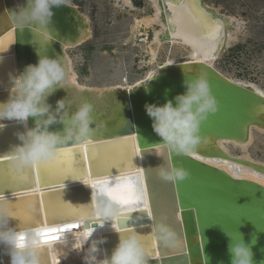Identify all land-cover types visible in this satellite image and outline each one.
I'll return each mask as SVG.
<instances>
[{"label":"water","instance_id":"1","mask_svg":"<svg viewBox=\"0 0 264 264\" xmlns=\"http://www.w3.org/2000/svg\"><path fill=\"white\" fill-rule=\"evenodd\" d=\"M19 1V7L25 4V0ZM168 1L165 0V4ZM19 7L15 6L14 0H0V40L12 30L15 37L13 49H0V62H8L10 73L15 75L13 54L19 72L28 64L38 63L40 56L62 57L66 76L62 84H58L47 97V102L53 105L55 96L57 101L64 99L66 111L71 115L82 101L88 100L94 104L93 116L102 127L93 133L90 142L66 144L60 149L75 151L77 159H82L78 148L88 149L90 158L85 157L84 163L92 175L58 174L55 169L45 175L42 165L41 181L39 169L33 168V180L26 184H10L8 170L12 147L21 143L16 134L25 132L26 126L15 120H0V196L12 203L28 202V207L37 212L35 222L26 223L16 217L11 224L24 229L42 226L43 221L47 224L61 223L85 217L86 225L92 224V228H98L100 218L92 212V193L98 190L97 185L102 184L107 189L114 187L118 181L138 180L148 193V208L145 209L143 204L125 207L122 216L130 219L116 220L117 229L102 234L101 237L107 241L102 247L109 256L119 242L120 233L116 231L133 228L144 236L152 235L161 217L168 215L169 219L165 222L179 234V244L166 247L155 239V252L158 255L149 256L150 264H231L229 236L238 237L239 233L249 244L256 238L252 246L254 264L264 261V164L230 155L217 148L214 142L219 138L246 140L252 125L264 128V95L234 81L208 62L183 61L176 65H164L149 81L127 92L109 94L104 105L92 99L88 89H83L82 93L74 89L78 95L84 96L81 97L82 101L80 96L71 101L65 89L70 73L65 46H77L86 41L90 23L76 4L62 0V5L53 7L54 15L47 28L42 29L38 23H33L20 30L14 19V10ZM165 10L168 13L166 5ZM210 13L215 15L212 11ZM202 71L209 76L212 92L218 101V111L210 114L202 123L203 139L192 152L193 155L169 153L160 145L162 138L154 132L145 104H164L173 99L185 91L183 81L186 78H194ZM10 87L9 77L0 82V102L8 99ZM34 120L29 117V128L35 126ZM63 127V123H56L49 130L62 131ZM134 143L137 151L132 157V166L118 165L107 171L98 168L96 153H100L105 165H111L118 162L119 154L124 149H132ZM203 158L230 161L253 169L259 175L249 172L234 176ZM167 160L186 168L189 176L177 183L163 180L156 168L166 164ZM138 166H141L140 170ZM11 171L14 172L13 169ZM88 177L91 178L90 183L67 185L76 179L86 180ZM150 209L154 211L148 217L145 212ZM175 211H178L177 220ZM45 254L47 245L43 249V257ZM0 256L3 264H10L9 255L2 252ZM43 261L44 264H52L45 257Z\"/></svg>","mask_w":264,"mask_h":264},{"label":"clouds","instance_id":"2","mask_svg":"<svg viewBox=\"0 0 264 264\" xmlns=\"http://www.w3.org/2000/svg\"><path fill=\"white\" fill-rule=\"evenodd\" d=\"M60 5L62 0H25L24 5L14 10L15 22L20 30L33 23H38L42 29L47 28L54 15L53 7ZM65 76L62 57L47 55L40 56L36 64L26 65L18 74H9L11 87L8 99L0 102V120H15L26 126L25 132L16 134L21 143L14 145L11 151L9 164L15 172L22 173L28 168L54 161L62 146L90 142L93 133L102 127L93 116L94 104L88 100L82 101L71 115L66 111L64 99L56 102L54 110L47 102V97L58 84H62ZM183 86V93L164 104H145L152 128L162 138L160 145L175 155H189L197 149L203 139L202 123L218 111V101L207 72L186 78ZM29 117L35 118L34 127H27ZM56 123H63L62 131L49 130ZM93 124L95 127H92ZM156 169L159 177L173 183L184 180L190 174L186 168L176 166L170 160ZM92 212L106 222L119 220L123 213L121 205L107 195L105 188L92 193ZM13 218L16 215L11 201L0 196V250L10 256V264H44V230L39 227L18 230L11 224ZM165 221L166 218L161 219L155 225L152 235L166 247L177 246L179 234ZM116 232L120 233L119 242L110 256L101 247L107 242L106 238L93 239L86 232L80 236L73 235L71 239L65 237L61 243L66 246L74 244L73 250L83 251L84 264H150L143 234L133 228ZM229 238L231 264H254L252 246L256 238L251 244L244 241L242 233ZM85 242L87 247L82 248ZM0 264H3L2 260Z\"/></svg>","mask_w":264,"mask_h":264},{"label":"bare ground","instance_id":"3","mask_svg":"<svg viewBox=\"0 0 264 264\" xmlns=\"http://www.w3.org/2000/svg\"><path fill=\"white\" fill-rule=\"evenodd\" d=\"M117 1L119 5L121 4L122 7L135 11L142 9L144 4V0ZM149 1L152 5V12L143 13L142 11V14L140 16L135 17L132 29L133 40L144 41L145 44L144 51L146 52V54L142 62L145 66H148L149 68L144 73V75L134 80H130L128 76L122 75L120 81L115 82L113 84L104 85L102 87L83 84L77 79V73L73 66V58L69 54V48L73 46L66 45L65 52L68 60L70 73L68 74L67 82L65 83V89L66 96H69V99L71 101L78 99L79 96L80 101H82L81 97H83L84 95H78L76 93V90L82 93L81 91L83 89H88L91 91V93H89L90 97L95 101L100 102L101 105H104L109 94L127 92L128 89L136 87L142 82L149 81V79H151L153 75L157 73L164 65H176V63L183 61H205L215 66V61L230 46L231 42L235 38L237 30L242 26L241 21L236 16L222 13L218 7L208 3L206 0H169L166 4L165 0ZM14 4L16 7H19L20 1L14 0ZM165 5L169 9L168 13H166ZM181 5H184L185 7L181 8ZM189 5H195V7H189ZM210 11H212L215 15L213 16ZM201 14H203V16ZM85 16L87 21L90 23L89 17L86 14ZM178 17L181 20L180 23L177 22ZM204 18H207L211 21L209 29H203L201 27L200 22ZM217 26L219 29L218 31H216ZM91 34L92 30L90 25L88 27V38L91 36ZM185 37H188L189 39H196L197 42L201 45V47L198 48L195 44L186 42ZM14 40V31L12 30L0 40L3 42L2 48L13 49ZM164 43H170L173 45L179 44L183 45L184 47H189L187 52L188 56L186 57V60L176 61L170 57L164 62L163 65H158L156 67L152 66L157 60L159 48ZM11 52L14 53V50H11ZM205 52L209 53V55L205 56ZM11 58L14 64V71L16 75L19 73V70L15 61V55L13 54ZM10 70L11 68L8 62H0V82H4L5 79L9 77ZM230 78L264 95V90H262L259 85L254 81L237 79L233 77ZM256 130L264 132V128L258 125H252L250 128L249 137L246 140L219 138L214 142L216 143L217 148L223 149L230 155L239 156L241 158H246L251 161L264 164V160H260V158L257 159L258 157L255 158L251 154L252 152H249L248 150V147L257 139L255 136L258 134H255V132H257ZM233 147L240 148L241 151H243V154H234L233 149L235 148ZM203 159L204 161L207 160V162L212 165H217L220 168L229 171L234 176L248 174L249 172L256 176L259 175L253 169L238 166L230 161H224L216 158ZM138 169L140 170L141 166H138ZM86 181L90 183L91 178L88 177V179L86 180L76 179L74 182L67 183V185H70L72 183L80 184ZM36 191L39 192V189H37ZM30 192H32V190H30ZM69 224L75 225L76 227L66 228V225ZM98 225V228H92V224H85V217H76L74 219H68L66 221H63L61 223L56 222L47 224L43 221L42 226L37 225L33 228L39 227L43 230L51 228L61 229L56 233H49L48 236L43 237V239L48 240V243L46 244L47 254H45L44 257L47 258V260H50L52 264H84V252L73 250L75 247L74 244L66 246L62 244L61 241L64 240L65 237L71 239L73 235L80 236L82 233L85 232L88 233V235L93 239H97L101 238L103 233L117 229L115 221L106 222L100 219ZM56 237H58V239ZM81 247L86 248V242L82 244ZM2 252L3 251L0 250V255ZM155 255H158L157 251L155 252Z\"/></svg>","mask_w":264,"mask_h":264},{"label":"rangeland","instance_id":"4","mask_svg":"<svg viewBox=\"0 0 264 264\" xmlns=\"http://www.w3.org/2000/svg\"><path fill=\"white\" fill-rule=\"evenodd\" d=\"M67 1L76 4L89 17L92 30L86 41L69 48L79 82L102 87L120 81L122 75L130 80L144 75L149 68L142 62L145 44L133 40L132 29L135 17L142 11L152 12L149 0H144L143 8L138 11L122 7L117 0ZM206 1L222 13L236 16L242 23L230 46L215 61V66L230 77L254 81L264 90V0ZM188 48L164 43L152 66L163 65L170 57L176 61L186 60ZM56 102L55 96L53 108ZM256 131L257 139L248 150L255 158L264 160V132ZM233 148L234 154H243L240 148Z\"/></svg>","mask_w":264,"mask_h":264},{"label":"snow or ice","instance_id":"5","mask_svg":"<svg viewBox=\"0 0 264 264\" xmlns=\"http://www.w3.org/2000/svg\"><path fill=\"white\" fill-rule=\"evenodd\" d=\"M184 5H181V8H184ZM189 7H195V5H189ZM203 16V14H201ZM178 23L181 22V20L178 17L177 20ZM201 27L203 29H209L211 25V21L208 20L207 18H204L200 22ZM218 26L216 28V31H218ZM186 42H190L195 44L198 48L201 47V45L197 42L196 39H189L188 37H185ZM3 42L0 41V48H2ZM214 51V49H213ZM205 56H208L209 53L205 52ZM78 150L81 151L82 153V159L79 158L77 159L76 152L71 150V149H63L59 151L58 157L50 162V163H42L36 167L30 168V171L27 169L22 173H17L11 171V166L10 169L8 170V177H9V183L10 184H26L30 180H33V173L32 169L33 168H38L39 169V178L41 181V166L43 165V171L45 175H48L53 169L57 170L58 174H73L74 176H86V175H92V172L86 167L84 163L85 157L90 158V153L89 150H85L84 148H78ZM137 151V146L134 143V146L132 149H124L120 154L118 158L117 163H113L111 165H105L103 162L100 153H96V159L98 161V168L103 169L104 171H107L110 169V167H117L118 165H125V166H132V157L136 154ZM189 155H193L190 153ZM196 159H200V157H196ZM97 188H105L104 185L98 184ZM107 195L115 200L117 203L121 205L122 212L125 207L129 206H138L140 204H143L144 208H148V193L145 190V188L139 184L138 180L133 181V180H127L123 182H116L115 186H109L106 189ZM11 207L14 209V213L16 217H18L20 220H23L26 223H32L37 220V212H34L32 209L28 207V202L25 201H16L15 203L11 202ZM153 209H150L146 211L147 216L150 217L153 215ZM177 212L175 211L174 215L177 220ZM169 219L168 215H164L161 217V219ZM120 220L123 219L125 221L129 220L130 217L128 216H121L119 218ZM76 227L75 225L69 224L66 225V228H73ZM127 229V228H125ZM61 229L58 228H51L44 230L42 235L43 237H46L49 235V233H56L60 231ZM58 239V237H56ZM143 241L145 244L146 249L148 250L149 256H154L155 255V245H154V237L153 235H145L143 237ZM43 243L47 244L48 240L44 239ZM182 244V240H181Z\"/></svg>","mask_w":264,"mask_h":264}]
</instances>
